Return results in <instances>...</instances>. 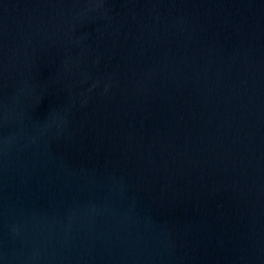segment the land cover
I'll use <instances>...</instances> for the list:
<instances>
[{
	"label": "water",
	"instance_id": "obj_1",
	"mask_svg": "<svg viewBox=\"0 0 264 264\" xmlns=\"http://www.w3.org/2000/svg\"><path fill=\"white\" fill-rule=\"evenodd\" d=\"M0 264H264V0H0Z\"/></svg>",
	"mask_w": 264,
	"mask_h": 264
}]
</instances>
